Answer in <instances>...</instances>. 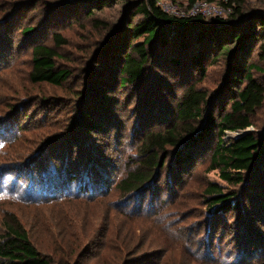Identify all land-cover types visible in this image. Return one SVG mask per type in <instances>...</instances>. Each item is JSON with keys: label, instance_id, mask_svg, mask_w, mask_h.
Masks as SVG:
<instances>
[{"label": "rangeland", "instance_id": "rangeland-1", "mask_svg": "<svg viewBox=\"0 0 264 264\" xmlns=\"http://www.w3.org/2000/svg\"><path fill=\"white\" fill-rule=\"evenodd\" d=\"M59 3L0 0V190L8 196L0 197V234L4 233L3 222L16 216L38 251L55 264H243L236 247L237 234L239 241L247 230L264 235V226L240 224L238 214L229 213L223 233L208 236L209 218L215 216L205 202V190L211 184L222 186L223 193L235 189L239 196L250 199L254 194L250 179L233 187L220 179L219 170H209L213 146L181 168L175 162L177 148L167 149L161 154L165 158H161L164 164L155 181L158 183L150 193L142 192L140 200L134 193L120 195L115 186L137 168L146 134L163 131L175 122L174 111L173 117L163 118L169 111L168 102L176 107L184 89L178 80L169 79L168 85L153 89L154 93L146 87L141 91L119 90L117 63L108 68L99 65L103 76L99 83L95 81V68L104 54L110 53L115 39L97 22L109 29L116 27L113 35L121 32L125 5L113 1L88 19L57 27L52 18L64 14L63 10L56 14L54 7ZM160 6L170 15L187 13L178 1L161 0ZM213 6L224 11L220 18L227 19L234 12L232 7ZM242 10L244 16L251 15L247 21L256 22L264 15V0L248 1ZM214 18L218 14L205 19ZM27 29L37 30L38 37L28 38L24 33ZM51 33L61 34L67 42L57 50L61 56L58 65L69 69L72 76L62 86L33 84L29 79L32 46L40 41L53 46ZM251 43L250 62L256 64L255 77L264 85V61L258 58L260 41L256 38ZM101 45L109 50H102ZM219 60L208 65L207 78L197 85L210 96L225 84L226 61L223 57ZM112 76L117 84L110 82ZM91 98L93 107L88 105ZM87 105L94 119L89 126L83 121ZM153 118L161 122L154 126ZM255 124L248 131L263 132L264 142V106L257 112ZM239 135L227 132L224 138ZM213 139L217 141L216 134ZM67 158L97 162L95 169L101 174H94L101 177L91 187L99 192L83 194L75 183L70 192L53 197L38 192L35 185L38 193L32 199L36 202H30V179L38 181L49 172L48 179L53 181L45 184L65 181L63 172L72 167ZM84 176L83 181L92 179L91 173ZM154 188L157 197H152ZM256 262H264V258Z\"/></svg>", "mask_w": 264, "mask_h": 264}, {"label": "trees", "instance_id": "trees-1", "mask_svg": "<svg viewBox=\"0 0 264 264\" xmlns=\"http://www.w3.org/2000/svg\"><path fill=\"white\" fill-rule=\"evenodd\" d=\"M113 1L125 5L122 16L125 28L113 35L116 27L109 29L104 23L97 22L99 28L109 32V38L115 39L110 53L107 56L105 53L97 64L94 80L99 83L103 68H108L109 65L112 67L117 63L119 90L132 88L141 91V88L146 87V90L154 93L153 89L159 90L160 86L168 85L169 79L178 80L184 89L176 107L168 102L169 111L163 118L168 119V115L173 117L174 111L175 122L170 128L164 126L163 131L146 134L140 147L142 155L137 168L128 172L115 186L120 195L125 197L134 193L140 200L142 192L150 193L158 183L155 181L158 179L159 169L164 164L161 158H165L161 157V154L167 149H178L175 152V162L181 168L184 162L190 163L213 146L209 170H219L220 179L233 187L243 186L250 179V189L254 194L250 199L239 196L235 189L223 193L222 186L211 184L205 190V202L210 207L211 215L215 214L216 218L214 223L215 216L209 218L208 236L221 230L223 233V227L228 225L229 213L238 214L241 218L240 224L264 226L263 135L248 131L255 127L257 112L264 106V85L255 77L256 64L250 62L251 41L256 38L260 41L258 58L261 62L264 61V15H260L256 22L247 21L251 15L244 16L242 9L243 5L252 0H173L185 5L186 10L201 2L233 8L234 12L229 18L218 17L211 21H206L202 16L170 15L161 8V0H60L56 5L58 7L54 8H57V15L61 10L64 14L58 15L56 19L53 17L52 22L56 21L59 27L66 23L79 22L83 18L88 19L95 15V10L110 7ZM24 33L28 38L38 37L37 30L34 29H27ZM51 34L53 46L45 44L44 41L32 46V69L29 79L33 84L62 86L72 76L69 69L58 65L61 56L57 50L67 42L61 34ZM119 37L121 38L117 39ZM101 49L109 50L104 46ZM222 57L226 61L225 84L220 86L221 90L216 95L210 96L207 91L198 89L197 85L207 78L208 65L217 63ZM111 60L113 61L110 62ZM110 82L116 83L114 76ZM172 97L174 98V95ZM93 100H89V106ZM88 105L83 108V121L86 126L94 120ZM202 121L204 125L201 128ZM160 122L159 119L152 120L154 126ZM227 132L241 135L226 140L224 137ZM214 133L216 142L213 139ZM73 148L71 147V151ZM66 160L72 167L65 168V181L53 182L54 185L45 184L48 180L53 181L48 179L49 172L41 175L38 181L33 177L30 179V202H36L32 198L37 197L34 195L41 191L53 197L63 196L64 192H70L75 183L77 190L83 194L88 195L90 190L98 191L91 187L94 180L101 177L94 174L99 172L95 169L97 162H89V158ZM89 173L92 179L83 181L81 177L85 174L86 178ZM87 184L88 188H81ZM35 185L39 187L38 192L33 187ZM100 189L103 190L102 187ZM0 197L8 196L4 190H0ZM152 197H157L155 188ZM137 203L139 204V201ZM234 224L238 225L236 222ZM3 226L4 233L0 234V264H55L38 251L16 216H9ZM237 237L238 234L235 242L239 260L243 264H255L264 258V235H255L247 230L240 237V241Z\"/></svg>", "mask_w": 264, "mask_h": 264}, {"label": "built area", "instance_id": "built-area-1", "mask_svg": "<svg viewBox=\"0 0 264 264\" xmlns=\"http://www.w3.org/2000/svg\"><path fill=\"white\" fill-rule=\"evenodd\" d=\"M224 11L220 8H216L211 4H208L206 2L198 3L193 8L187 10V13L184 14L182 17H191V16H202L204 18L206 17H212L214 15L218 14V17L220 14H223Z\"/></svg>", "mask_w": 264, "mask_h": 264}, {"label": "water", "instance_id": "water-1", "mask_svg": "<svg viewBox=\"0 0 264 264\" xmlns=\"http://www.w3.org/2000/svg\"><path fill=\"white\" fill-rule=\"evenodd\" d=\"M202 125H204V122L202 121ZM264 130V129H263ZM261 133H263V132H261ZM178 150V149H177ZM138 193V192H137Z\"/></svg>", "mask_w": 264, "mask_h": 264}]
</instances>
